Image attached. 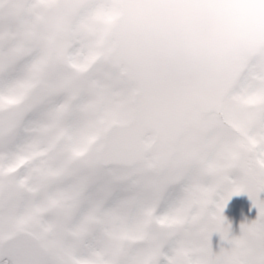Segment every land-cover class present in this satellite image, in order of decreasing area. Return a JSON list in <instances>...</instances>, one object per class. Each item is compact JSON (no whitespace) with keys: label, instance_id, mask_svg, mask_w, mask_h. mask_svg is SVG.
Returning <instances> with one entry per match:
<instances>
[{"label":"snow or ice","instance_id":"obj_1","mask_svg":"<svg viewBox=\"0 0 264 264\" xmlns=\"http://www.w3.org/2000/svg\"><path fill=\"white\" fill-rule=\"evenodd\" d=\"M261 194L264 0H0V264H264Z\"/></svg>","mask_w":264,"mask_h":264},{"label":"rangeland","instance_id":"obj_2","mask_svg":"<svg viewBox=\"0 0 264 264\" xmlns=\"http://www.w3.org/2000/svg\"><path fill=\"white\" fill-rule=\"evenodd\" d=\"M220 195H223V193L219 192V194H214L213 205L210 206L212 211H215V204L219 202ZM233 197L229 200V202L227 203L224 209L223 215L225 216V218H226L225 210L228 209ZM262 198L264 197L262 196ZM236 201H241L242 203L246 204L247 209H248L247 216L249 217L250 220L255 219L258 210L252 205V201L250 200V198L248 197L246 193H241L240 195H238L236 198ZM239 233H240V230H237V231H234L231 235L235 236V235H239Z\"/></svg>","mask_w":264,"mask_h":264},{"label":"water","instance_id":"obj_3","mask_svg":"<svg viewBox=\"0 0 264 264\" xmlns=\"http://www.w3.org/2000/svg\"><path fill=\"white\" fill-rule=\"evenodd\" d=\"M247 211L246 204L239 202L233 209L229 223L231 224V229H238L240 224L244 220L245 212Z\"/></svg>","mask_w":264,"mask_h":264},{"label":"flooded vegetation","instance_id":"obj_4","mask_svg":"<svg viewBox=\"0 0 264 264\" xmlns=\"http://www.w3.org/2000/svg\"><path fill=\"white\" fill-rule=\"evenodd\" d=\"M263 196H264V195H263ZM234 204H235V202H232V203L230 204V206L228 207V209H226L227 211L225 210L226 220H227V221H229V217H230V214H231V211H232V208H233ZM246 220H247V221H250V219H249V217L247 216V214L245 215V217H244V221H243V222H245ZM238 230H240V228H239ZM234 231H237V230L232 229V230H231V234H232ZM213 241H214V243L218 244V243H219V236L216 235V234H214V236H213Z\"/></svg>","mask_w":264,"mask_h":264}]
</instances>
